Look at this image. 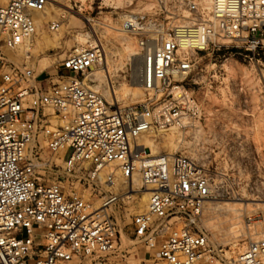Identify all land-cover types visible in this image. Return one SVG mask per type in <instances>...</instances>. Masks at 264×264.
<instances>
[{
	"label": "built area",
	"instance_id": "built-area-1",
	"mask_svg": "<svg viewBox=\"0 0 264 264\" xmlns=\"http://www.w3.org/2000/svg\"><path fill=\"white\" fill-rule=\"evenodd\" d=\"M47 1L0 5V264H107L111 257L132 264L118 246L121 234L155 249L139 264H226L197 224L214 196L209 171L183 153L153 156L138 139L180 118L166 97L193 71L200 52L222 39L250 53L264 48V0H211L208 18L195 15L175 25L156 47L141 37L143 87L150 96L123 107L94 88L101 43L62 59L50 83L38 79L31 64L5 55L34 39ZM188 4L197 13V0ZM122 27L128 33L148 28L133 14ZM52 171L92 190L102 185L101 203L42 179ZM134 177L139 187L125 182ZM147 191L146 209L121 228L119 216ZM238 264H264V239L250 241Z\"/></svg>",
	"mask_w": 264,
	"mask_h": 264
},
{
	"label": "rangeland",
	"instance_id": "rangeland-1",
	"mask_svg": "<svg viewBox=\"0 0 264 264\" xmlns=\"http://www.w3.org/2000/svg\"><path fill=\"white\" fill-rule=\"evenodd\" d=\"M109 1L48 0L47 10L38 14L42 23L28 52L31 59L23 57L27 48L21 56L12 50H5V55L17 65L31 64L38 79L50 83L57 79L56 67L62 59L77 48L101 43L103 60L95 69L94 88L121 107L142 103L150 95L139 85L143 54L139 39L147 38L149 46L156 47L175 25L195 15L208 18L210 0H197L195 14L190 13L188 0ZM52 6L60 10L53 19L45 16ZM131 14L147 23L146 32L123 31L122 21ZM53 22L61 28L53 29ZM170 89L173 94L166 98L174 102L180 118L144 135L152 143L143 145L153 156L183 153L206 167L214 196L197 224L219 249L224 263L238 264L250 241L264 239V48L250 53L219 40L218 46L196 55L193 71ZM56 158L63 163L62 155ZM60 173L52 171L42 179L60 182L66 192L101 203L99 192L105 187L92 190L83 180L71 181ZM140 184L134 177L133 187ZM148 196L141 192L127 206L119 216L121 228L134 213L146 209ZM118 246L132 264L149 262L155 254V249L124 234L118 235ZM107 264H116L114 257Z\"/></svg>",
	"mask_w": 264,
	"mask_h": 264
},
{
	"label": "bare ground",
	"instance_id": "bare-ground-1",
	"mask_svg": "<svg viewBox=\"0 0 264 264\" xmlns=\"http://www.w3.org/2000/svg\"><path fill=\"white\" fill-rule=\"evenodd\" d=\"M1 2H5L6 0H0ZM210 2H211V0H210ZM105 3L106 4H110V1L109 0H105ZM47 5H48V1H47ZM47 10V9H46ZM60 10H59V8H57V6H52L48 11H47V13L45 14V16L47 17V18H51V19H53V18H55L56 16H57V14H58V12H59ZM36 21H37V27L38 26H41V23H42V20L39 18V16L37 15V17H36ZM56 23V22H55ZM61 28V25L59 24V27L57 28V30H59ZM37 33V32H36ZM35 36H36V34H35ZM34 39H35V37H34ZM34 39L31 41V42H29V43H26L25 45H23L20 49H18L17 51H14V52H16L15 54L16 55H18V56H21L19 53L20 52H22V49L23 48H27V51H26V54L23 56L25 59L27 58V56L29 55L28 54V52H30V50H31V47H33V45H34ZM163 41V40H162ZM162 42H160V44H161ZM77 49H79V48H77ZM75 51V50H74ZM28 54V55H27ZM101 60H103V53H102V58H101ZM142 73H143V64H142ZM139 85H143V75H142V77H141V82L139 83ZM138 141L141 143L140 145H143V144H151L152 143V139L151 138H149V137H145V136H142V137H140L139 139H138ZM168 143H172L173 144V141L170 139L169 141H168ZM165 144V143H164ZM145 149H146V152H147V148L146 147H144ZM148 153V152H147ZM125 182H127L128 184H129V186H133L132 184H133V182H134V178L132 179V180H128V181H125ZM148 192V191H147ZM149 193V192H148ZM148 198H149V196H148Z\"/></svg>",
	"mask_w": 264,
	"mask_h": 264
}]
</instances>
